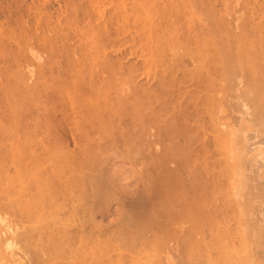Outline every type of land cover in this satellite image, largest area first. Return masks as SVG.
<instances>
[{
	"label": "bare ground",
	"instance_id": "1",
	"mask_svg": "<svg viewBox=\"0 0 264 264\" xmlns=\"http://www.w3.org/2000/svg\"><path fill=\"white\" fill-rule=\"evenodd\" d=\"M116 1L110 0L112 7H108L110 10L108 12H111L108 14V17L104 19V16L100 17V19L102 18L103 20L95 22V24L93 23L94 21L92 23L90 22V25L88 24L89 22H85L86 26L88 24V29L84 27L87 29L85 32L83 31L85 29H82L83 33L82 31L81 33L80 31L78 32L79 38L77 37L76 42L72 43V40L75 39H73L69 33L71 30L68 32L60 28H58L59 30H57L56 35L46 36L44 33L41 39L33 37L34 34H31L33 38L31 35L30 37L34 39V45H32L31 42L25 43L24 41L25 45H21L23 48L18 46L19 49H17V53H10L8 57L5 55L6 59L4 58V61L0 63V154H2L0 155V186H3L2 188L0 187V209L2 210L4 206L2 210L4 212L0 211L5 217L7 214H9L7 218L12 217V220H8L0 214L2 216H0L1 233L6 234V236L3 234V239H5L6 242L3 241V239L1 240L2 236H0V243L3 244V247L7 245L6 248L14 247V249L12 248L11 250V255L14 256L15 250L17 249L16 253H18L20 246H27L29 249V247H32L29 245H33L34 249H31L34 251L36 250L35 253L31 250V252L34 253L33 260L30 258L32 257V255H30L32 253L28 254L25 252L27 250L26 248V250H19V252H22L19 254V257L22 256L20 257L21 260L22 258L28 260V262L22 260V264H24V262L28 264L32 261V264L34 261V264H125L128 263L126 261H129V259L131 260V264L132 262L136 264L134 261H139V257H142L143 260L144 256L142 253L145 256L154 257L156 261L159 260V262H162V255L165 254L163 253L165 248L163 251L162 248L159 249V251H162V255H160V257H162H159V259L156 257L159 251L156 254L154 253L157 248L162 246L163 240L167 238L170 230L169 227L171 228L172 224H170L169 227H162V225H164L165 222L169 225V215H173L174 217L183 212L184 215L183 213L180 215L185 216L189 213L188 211H190V213L194 212L195 217L193 213V215L189 217H193L191 218L193 219L192 224L195 223L196 225L197 222L195 220L197 219L198 225L194 227V224L190 225L191 220L190 223L186 220L185 226H187L188 223V226H190L189 228L191 229L194 227V229L188 230V226L187 229H185L186 227L184 226L185 228L183 230L185 231H182V237H184V239H182L186 243L188 240L190 241L191 236L187 234H189V231L192 233L193 230L194 234H192V236L194 237L192 238L198 235L199 238H195L196 240L194 239V241L196 244H202V242H204V235L201 228L203 221L205 222L206 219H202V221L199 217L207 216V214L203 215V212L208 213L210 208L214 207L213 203H218L217 200L219 196L217 195L221 192L218 189L219 192L216 190L217 187H220V175H218L219 173L216 174L215 160H212L214 164H208L211 162V159L210 161L208 159L217 153H219L217 154L219 155L217 159L219 157H221L219 160L224 159L223 156L228 155V151L225 149L224 152L221 149L226 146L225 143H227V145L231 143V141L228 142V140H226V137H228L226 134L229 133L228 128L230 127L227 128L228 125L223 124L226 123L224 119L222 125L226 126V133L224 130L225 127L220 123L225 116L221 114L222 118L218 115L221 106H223L221 101L226 104L228 102L227 99L236 95L234 97H236L237 101L240 103L239 105L244 106V110H250H241L243 113L249 111L248 114L242 115H247L249 118L251 117L252 119H250L253 123L250 124L246 116L247 123L245 116L244 118H242L243 116L239 117L237 112L238 119H245L244 122H241V120L239 121L244 124L247 123L250 126L249 128L252 126V128L255 129L252 130L256 131L257 135L259 129L260 131L262 129L263 133L264 0H140L141 3L138 1L139 7L137 6V9L134 8L135 6L132 7V9L129 8L131 10L130 13L132 12L130 15L134 17L133 19L129 16L128 9H126L127 7L125 8L123 3L125 0L121 2L119 0V3L118 0ZM134 1L135 0L131 3H134ZM88 7L89 8L86 9L85 6V8L82 7L84 10L81 9L84 15L82 16L83 20L85 19V14L89 16L88 10L93 12L94 9L99 12L98 6L95 8V5L91 1ZM133 8L139 11H134ZM149 8H153L154 15L157 16V18L151 17L153 13L150 15V11L152 10H149ZM78 11L81 12L80 10ZM74 12L76 13V11ZM78 15L81 16V14ZM78 15L76 13V18L74 17L77 20L74 21V18L72 19L75 23L79 21ZM195 15L198 17H195ZM128 17H131L134 22L132 24L133 27L141 23L140 26H137L138 31L136 29L138 35L136 33L137 36L131 34L129 37L123 36L119 38V32L121 34L122 32L124 33L126 27H128V23H132V21L128 22ZM48 22L45 25L47 29L55 27H50L51 24L49 25ZM60 23H62V21ZM64 23H66V21ZM83 26L81 25V28ZM70 28L71 26L69 29ZM78 30L80 29L78 28ZM36 34L38 33L36 32L35 35ZM86 34L92 35L91 41L87 39ZM20 42L22 43V41ZM35 44L37 48H43L42 50L45 49L44 51L49 49L53 52L50 59L47 60V58L50 57L47 56L48 54L46 55L47 58L44 57L47 63L43 60L45 63L43 64L40 59L42 56L40 57V55H38L39 52H37V50V53L33 51ZM1 46H3V44ZM3 56H1L0 59H3ZM34 60L37 61V63ZM31 79H33L32 82L30 81ZM237 88H239L240 91L238 92L237 90L238 93L233 92ZM112 89L116 91L114 92L116 97H113V95L111 96L112 91L109 90ZM49 91L54 93V95L57 96L56 98L61 100L60 102L63 101L66 107H68L66 108L69 112L68 118H70L69 120H71L74 126V135L76 134V136H78V141H75L74 139H76V137L72 136L74 144L77 145L78 148L75 157L74 154L71 155V153L69 154L66 151L62 145L64 143L61 144L60 140H58L59 136L56 135V132H53L50 126V121L47 116V112H49L47 109L48 103L46 104L45 98ZM227 91H232L233 93L230 95V92ZM225 92L229 93L230 97L227 96L225 99ZM101 98H103V100H100ZM232 100L235 101L234 98L231 99V102ZM228 103L230 105L232 104L230 102ZM74 105L83 107V112H80L77 108L75 109L76 106L74 107ZM239 105H234V107L236 108L238 106V108H240ZM62 106L63 109L64 105ZM224 106L226 107V105ZM225 107H223V109ZM240 109H242V107ZM228 110L227 112H229ZM236 111L237 110H235V112ZM235 112L233 111L234 114ZM225 113L226 112H224V115ZM87 115L92 117H90L92 121H90V118L86 120L88 117ZM228 116L229 115H227V117ZM232 116L233 114H231L230 118ZM218 117L221 118L219 119L220 128L224 127V129L219 128V123L217 121ZM233 117H235V115ZM81 118L86 122H90H88L87 125H83L84 123L80 124ZM235 118L234 120L237 121V117ZM206 120L209 126L205 124ZM211 121L214 122L210 127ZM229 124H232V121H230ZM244 124L243 127L245 128L247 124L245 126ZM106 125L108 127H105ZM205 125H207L208 129H206ZM209 127L210 129L212 128V130H209ZM50 130L54 134L50 132ZM206 130L214 134L210 135V137L212 136L211 138L208 136L210 140H212L211 144L209 143V138L205 136L210 132L206 134ZM221 130L226 133L225 137ZM232 130L231 128L230 131ZM252 130L250 129L249 132L245 133H253L254 135V132H251ZM241 131H244V129ZM220 132L223 133V137L220 135ZM232 132H230V134ZM246 134L245 138H248V140L252 138V136L251 138L247 137L248 134ZM220 137L226 138V141ZM254 138H256V140L254 141L253 139V142L257 143L256 141L263 137L258 138L256 136ZM221 139L223 142L225 141V143L222 142L223 146H220ZM235 139L237 138L235 137ZM6 140L8 143H5L7 142ZM244 140L247 141L246 139ZM250 141L252 142V140H249L247 143H249L251 147L258 144L253 143L251 145ZM260 141L263 142V140ZM262 144L263 143H261V145ZM245 145L246 144H244V148ZM249 145L247 144L246 146ZM217 147L223 148L219 149ZM228 147L229 146H227V148ZM211 148L216 149L215 151L213 150V153H215L210 156ZM247 148L250 151L248 152V150H246V152L248 154L250 153V155H252L251 151L253 153L257 149L253 151L252 148ZM120 150L127 152L126 155L128 156V153L132 151L131 155L133 154L132 157L135 159V163L133 159H130V165L134 167H132L133 173L139 175L135 178V181L136 183H143V185L141 184V189L140 186L138 189L131 190L132 192L129 195L126 193L122 194L119 191V193L111 191L112 188L110 189L111 186L109 185L111 180L108 183L104 176L105 174L103 175L105 172L102 173L103 167L100 166L102 161L105 163L107 160H105L104 157L108 155L107 151L112 152V156L115 154L113 156L114 159H119V161L122 160L126 155L121 156L119 153ZM216 150L220 151L216 153ZM220 152L223 153L221 154ZM230 152L231 151H229V153ZM246 152L245 156H247ZM260 153L256 154L264 156V153ZM103 154L104 156L102 157ZM232 155L233 152L231 156ZM257 155H254L255 158L258 157ZM100 157L102 159L104 158V160ZM214 157L215 156H213V158ZM226 157L229 159V155ZM237 157L238 156H235L236 159ZM233 158L234 156H232L231 160L235 161V158ZM259 158L258 163L264 165L261 163L262 161L260 162ZM139 159L141 162H138ZM253 160L252 156L251 162L256 164L257 160L255 162ZM262 160H264L263 157ZM131 161L133 163H131ZM206 161L209 162L207 163ZM222 161H224L225 166ZM222 161L221 167L223 164V168L226 170L229 168L227 165L234 162L232 161L230 163V160H227V164L226 160ZM248 161L250 160L248 159ZM245 163H247V161ZM248 164H245L247 171L245 173L246 175H244L247 178L250 176L249 174L252 173L251 170V173L248 171ZM255 164L254 167L256 166ZM9 165H11V167ZM236 165L238 166L240 164L236 163ZM249 166L252 167V170H255L256 167L257 169L259 168L258 164L255 168H253L251 163ZM245 167L243 170H246ZM233 168H235V166L232 167V169ZM239 168V172L234 169V175L230 174L232 170H227L229 172H226L227 175L225 176H230L229 183H232L237 178H235L237 173L240 175ZM225 169L223 170L224 173ZM129 170L131 171V168ZM11 171H13V173H11L13 175L9 176ZM209 171L211 174H209ZM262 171H264V168ZM4 174H7V176L4 177ZM255 174L256 177L262 175H258V172H255ZM242 175L237 179L242 177ZM231 176L234 179L231 178ZM251 176L254 183L253 181H249L250 183H248L249 185L253 183L256 187L258 179L255 180V175L253 176L251 174ZM228 178L225 177V180ZM245 178L242 177V179L247 182L248 180ZM259 180H262V178ZM262 181V185H264V179ZM236 182L237 181H235V184L233 183L235 186L238 185ZM248 183H246L247 185L244 183L246 185L244 186L247 189L249 187L248 191L250 192H248L247 189L244 190V192L247 191L252 195H250L251 197L249 198L246 196L248 194L247 192L243 194L242 190L244 197L240 193L241 190L235 191L240 187L238 186L235 189L233 184V186H230L231 184L227 186V188L229 187L227 189L228 196L227 193H224L226 194V196H224L226 197V201H228V203L230 201L229 207L231 208L239 207L240 204L237 202L238 200L233 201L234 203L237 202L234 204L229 200V196L232 194L237 195L236 193L239 192L244 200L247 197L245 200L246 204L243 202L244 206H240V208L237 209L240 210L238 211L239 214L242 213L241 209L245 211L242 213L243 215L247 213V210L248 212L253 211L250 209H255V212L256 210L258 211L259 208H253V206L251 208L250 205L251 203L254 204V202H252L253 199L255 200L254 196L264 201V187H259L261 181L260 183L258 182L260 190L252 186V184L249 186ZM221 185H224V183ZM244 186L243 189L245 188ZM210 187H212L213 192L216 191V194L213 195L208 192ZM230 187L235 189L232 194L230 192L232 190ZM253 187L259 190V194L257 190V194H253L255 190ZM207 192L210 193V196L212 195L215 199L217 198V200H212L211 198L213 197L211 196L210 198L209 194L207 195L210 200L207 199L208 197L205 198ZM222 193L223 192H221V194ZM235 195H232V197L234 198ZM240 195H237L235 198L238 199L240 197L239 200H241ZM222 196H220V199ZM233 198L230 199L233 200ZM182 199H184V201L180 202ZM204 199H207L208 203L212 200V206L210 207V204L207 207V200L205 201ZM259 199L256 198L258 203L260 202ZM111 201H114L115 203H113L117 206L115 212L118 213H116L118 219L116 221L110 220L107 224H103V221L95 222L96 215L103 217V215L108 213V208H110L109 203ZM219 202L224 204L223 198ZM228 203L225 205L227 208L219 203L214 208L222 206L223 209L225 208L228 210ZM231 204L238 206L232 207ZM245 205H247V210H244ZM256 205L254 207H256ZM263 205L259 204L258 206L263 207ZM200 206H206L205 211L207 208L209 211L208 209L206 212L204 210L202 211ZM231 208L229 209L231 210ZM213 209H211V211L217 213V209ZM259 210L261 211V214H259L264 215L261 208ZM5 211H7L6 214ZM172 211L173 213H171ZM186 211L187 213H185ZM201 211L202 215L197 216L201 214ZM218 211H220V209ZM215 212H209L211 213L208 214L209 219H211L210 215H216ZM220 212L222 213V209ZM228 213L227 211L225 212V214ZM232 213L235 214L234 210ZM230 214L231 213H229V215ZM233 214H231V216ZM13 215L15 217L14 219ZM246 215L247 214L244 216ZM254 215L260 218L258 213ZM217 216L218 215H216V218ZM234 216L229 218L235 220L237 216ZM248 216H251L250 213H248ZM182 217L181 221H185ZM170 218L172 217H169V220ZM174 218L176 220L177 216ZM190 218L187 217L186 219ZM216 218H212V223ZM224 218H226V216ZM259 218L254 216V218L247 219L246 221H244L245 219H241L242 222L240 223L242 225L238 223V226L234 228L237 231L235 233H233L234 230L231 229L230 232H228V227L227 230H221L224 229L221 227L226 224L228 217L225 219L226 221L224 224H222L224 222L222 219V226L220 224V231H222V234L218 232L219 235L221 234L220 236L217 234L219 237H215L214 234L212 236L216 238L218 242H222L221 244H223V246L220 244L218 247L220 242L218 243L217 241H215V243H218H216L215 247H213L214 244L213 246L210 245L214 243V241H211V243L209 241L208 245L210 246L207 244L205 245H207L206 247H212L210 249H215L216 247L219 249L220 246H222V249L225 251L223 255L225 256L223 257V255L219 254L220 256L217 255L219 258H216V254L222 251L221 248V250L219 249L220 251L215 249L216 252L218 251L217 253H212V251L215 250L211 251L212 254L216 253L214 254L216 257H213L212 254L209 255L210 251H208L209 254L207 256H212L216 261L222 260L223 262V259H225L224 261L227 262V264H229V259L232 258V256L233 258L239 256L237 258L238 262H236V259H231L232 262L234 261L233 263L230 261L232 264H260L264 258V239L263 241L260 240L262 235L261 232L264 231L262 229L264 225H261L264 219ZM177 219H180V216ZM217 220V223L212 225L216 226L219 222ZM174 222L173 229L171 230L176 231L177 229L183 228L181 225L183 226L185 223L179 222L178 225V220ZM231 222L227 221L226 225L233 226ZM259 222H261V224H259ZM206 224H208V222ZM209 224H211V221ZM235 224H237L236 221L234 222V225ZM250 225L251 227L254 226V228H251L253 231L255 229L254 232L249 230ZM204 226L206 227L205 224L203 227ZM241 226H244L245 229L249 227L246 229L248 231H245L244 228L241 229ZM210 227L211 225L209 228ZM217 228H219V224L215 227L216 230ZM202 229L204 230V228ZM181 230L182 229L179 231ZM176 231H174L175 234ZM179 231L178 233H180ZM212 232H210V234ZM207 233L205 234L207 235ZM215 233H217V231ZM236 233L238 234V238L235 239L236 241L238 240L237 243L244 242L246 243L245 245L249 244L250 241L253 242V238L251 237L255 236V251L249 253L248 250V255L243 256V253H245L244 250L247 247H243V244L240 247L244 249L236 247L237 243L235 245V241L233 240V238H235L234 234L236 236ZM177 234L176 236H179L181 233ZM169 235L170 237L174 236L172 234ZM171 238L169 240L167 238L166 240L172 244ZM179 238L180 237H177V239ZM35 239H37V243L34 242V244H32ZM209 239H212V237H209ZM192 241H190L191 244L194 243ZM177 242H173V244ZM152 243H155V246ZM170 243H165V247L168 245L172 247ZM147 245L153 246V254H151L152 251L147 248L149 247ZM205 245H198L197 247L198 249L199 246L204 248ZM239 245L241 244L239 243ZM140 246L142 247L141 249H145L143 247L146 246V252L145 250H143V252L140 251ZM192 247L193 246H190V248ZM197 247H195V249ZM206 247L204 248V255L207 252ZM234 247L238 250L241 249V254H239V251H237V253L233 251ZM167 248L165 249L166 251L169 250V248L168 250ZM1 249L2 246L0 244V250ZM188 249L189 248L186 246L184 250L187 252ZM204 249L201 248L200 252H202V250L204 251ZM126 250L129 251V253H124ZM137 250L142 252L139 253L141 255L136 252ZM148 250V254L150 255H147ZM8 251L7 253H9ZM177 251H179V249ZM196 251L195 253L197 254L195 255L199 256L200 252ZM23 252L24 254L26 253L25 256H23ZM169 252H172V250H169ZM188 252V256L190 255L193 258L197 257L191 254L194 251ZM7 253H0V256L3 255V258L4 254H6L8 257ZM174 253H171V255H174ZM177 253L181 255L180 252ZM231 253L232 256H230ZM171 255L169 254L168 257ZM185 256L181 259L182 262L180 263H184L183 259L185 260ZM207 256H205L206 258L201 257V259H212ZM240 257L242 259L244 257V261ZM154 258H152L153 260L150 259V261L148 260L149 258L147 259L144 257V261L146 259V261H150V264H155L154 262L156 261H154ZM173 258L175 257L172 256L170 259ZM179 258H181V256ZM193 258L192 260L195 261ZM239 258L241 260H239ZM198 259L199 261L201 260L200 258ZM2 260L3 259L0 257V264H7V262H11L9 264H12V261H9V257L4 258V263ZM165 260L166 259L162 262L163 264L166 263ZM187 260H185V264L189 261L190 264L192 261ZM258 260H260V262H258ZM13 261L16 260L13 259ZM199 261L196 260L195 262L202 263ZM159 262L157 264H159ZM178 262L179 261H177V263ZM195 262L193 263L197 264ZM207 262L208 261H205V264ZM210 262L213 264V259L209 261L208 264H211ZM215 262L214 264L217 263ZM222 262L220 263L222 264ZM225 262H223V264H225ZM144 263L149 264L147 262Z\"/></svg>",
	"mask_w": 264,
	"mask_h": 264
},
{
	"label": "rangeland",
	"instance_id": "2",
	"mask_svg": "<svg viewBox=\"0 0 264 264\" xmlns=\"http://www.w3.org/2000/svg\"><path fill=\"white\" fill-rule=\"evenodd\" d=\"M79 1H80L81 3L83 2V3H82L83 5H82ZM90 1L95 5V8H96V6H98V10H99V12L96 11V10H94V9H93V12H91L90 10H88V14H89V16H88L87 14H85V17H84L85 19L83 20V17H82V16H84V15L82 14L81 9L85 8V6H86V9L89 8L88 5H89V2H90ZM114 1H116V0H114ZM121 1H122V0H120V2H121ZM123 1H124V0H123ZM138 1L140 2V0H135L134 3H131V2H133V0H129V1H128V0H125V2H123L124 5H125V8L127 7L126 9H128V12H129L128 14H129V16H131L130 14H132V12L130 13V11H131L130 9H132V7L135 6L134 8L137 9V6L139 5V2H138ZM108 2H109V3H108ZM116 2H117V1H116ZM74 3H75V4H74ZM76 3H78L79 6H78V4H76ZM85 3H86V4H85ZM118 3H119V0H118ZM137 3H138V4H137ZM140 3H141V2H140ZM142 3H143V2H142ZM87 4H88V5H87ZM132 4H133V5H132ZM135 4H136V5H135ZM72 5H73V7H72ZM90 5H91V4H90ZM111 5H112V4L110 3V0H107V1H106V0H76V1H75V0H0V41H2V42H0V57L4 55V56L2 57L3 59H0V63L3 62V61H4V58L6 59V57H8V56L10 55V53H15L16 51L18 52L17 49H19V47L23 48L21 45L24 46L25 43H27V42H31L32 45H34L35 42H33V40H34V39H32L33 37H37V38H40V39H41V38H42V35L44 36V33H45L46 36H53V35H56L57 30H59L58 28L63 29V30L68 31V32L71 30L72 32L70 31L69 33H70V35L72 36V38L75 39V40H72V43L76 42V41H77V37L79 38V33H78V32L80 31V33H81L82 29H85V30H83V31L85 32V31L88 29L87 26H88V24L90 25V22L92 23V22L94 21L93 23L95 24V22H98V21L100 22V21L103 20L105 17H108V14L111 13V12H108V11H110L109 8L112 7ZM128 5H129V6H128ZM131 5H132V6H131ZM76 7H77V8H76ZM82 7H83V8H82ZM108 7H109V8H108ZM138 7H139V6H138ZM129 8H130V9H129ZM134 8H133V9H134ZM77 9L80 10L81 12H79ZM136 9H134V11H137ZM83 10H84V9H83ZM149 10H152V11H150V15H151V13H153V14L151 15V17L157 18V16L154 15L153 8H151V9L149 8ZM74 11H76L77 15H78V14H81V16H80V15H78L79 17L77 16V17L79 18V21H80V22H79V21H76V23L74 22L75 20H77V19H75V18H76V17H75V16H76V13H75ZM138 11H139V10H138ZM138 11H137V12H138ZM72 12H73V13H72ZM97 12H98V13H97ZM102 12H104V13H102ZM100 13H101L102 15H101ZM105 13H106V14H105ZM72 14H73V15H72ZM74 14H75V15H74ZM106 15H107V16H106ZM153 15H154V16H153ZM68 16H69V17H68ZM97 16H99V17H97ZM103 16H104V17H103ZM71 17H72V18H71ZM74 17H75V18H74ZM100 17H103V19H102V18L100 19ZM131 17H132V19L134 18L133 16H131ZM131 17H130V18L128 17V22H129V21H132ZM195 17H198V16L195 15ZM73 18H74V19H73ZM86 18H88V19H86ZM67 19H69V20H67ZM72 19H73L74 21H73ZM93 19H94V20H93ZM95 19H96V20H95ZM129 19H130V20H129ZM90 20H91V21H90ZM46 21H47V22L49 21V22H48L49 25L51 24L50 27H53V26H55V27H53L52 29H51V28H48V29H47V28L45 27V25L47 24ZM61 21H62V23H60ZM65 21H66V23H64ZM70 21H71V22H70ZM72 21H73V23H72ZM69 22H70V23H69ZM85 22H86V23L89 22V23L87 24V26H86ZM68 23H69V24H68ZM71 23H72V24H71ZM133 23H134L133 21H132V23H131V22L128 23V27H126L124 33L122 32V34H121V33L119 32V38H121V37H123V36L129 37L131 34H132L133 36L136 35V33H137V31H138L137 26H140L141 23H140V24L138 23L136 27L134 26L135 28L132 26ZM67 24H68V25H67ZM70 24H71V25H70ZM76 24H77V25H76ZM96 24H97V23H96ZM63 25H65V26H63ZM81 25H82V26L84 25V26L81 28ZM66 26H67V28H66ZM70 26H71V28L69 29ZM75 26H76V28H75ZM79 26H80V27H79ZM84 27H86L87 29L84 28ZM65 28H66V29H65ZM78 28H79L80 30H78ZM133 28H134V29H133ZM55 29H56V30H55ZM73 29H74V30H73ZM136 29H137V31H136ZM83 31H82V33H83ZM36 32L38 33V34H36L37 36L35 35ZM73 32H74V33H73ZM46 33H47V34H46ZM133 33H135V34H133ZM31 34H32V35L34 34V36L32 37ZM95 34H96V33H95ZM26 35H27V37H26ZM30 35H31L32 38L30 37ZM40 35H41V36H40ZM93 35H94V33H93ZM137 35H138V33H137ZM137 35H136V36H137ZM24 36H25L27 39H26ZM38 36H39V37H38ZM86 37H87V39H89V41H91L90 39L92 38V35H88V34H86ZM126 37H124V38H126ZM23 38H24V39H23ZM20 41H22V43H24V41H25V43L22 44ZM3 42H5V43H3ZM19 42H20V43H19ZM2 44H3L4 47L1 46ZM18 46H19V47H18ZM75 46H76V44H75ZM33 47H34V46H33ZM38 47H39V46H38ZM58 48H59V47H58ZM1 49H2V50H1ZM42 49H43V48H42ZM42 49H41V48H37L36 44H35V47H34V49H33L34 52H36V50H37V52H39L38 55H40V57H41V56L43 57V59H42V57L40 58V59H41V62H43V60H45L44 57L47 58V56H50V57L47 58V60H48V59H50V58L52 57V55H53V52H52L51 50H49L48 48H47V49H48L49 51H48V50H47V51H44L45 49H44V50H42ZM7 52H8V54H7ZM17 52H16V53H17ZM37 52H36V53H37ZM2 54H3V55H2ZM47 54H48V55H47ZM49 54H50V55H49ZM5 55H7V56L5 57ZM46 55H47V56H46ZM34 61H35V60H34ZM35 62L37 63V61H35ZM45 62L47 63L46 60H45ZM43 64H45V63L43 62ZM34 76H35V75H34ZM34 78H35V77H34ZM36 78H37V76H36ZM36 78H35V79H36ZM35 79H34V80H35ZM32 80H33V79H31L30 81L32 82ZM36 80H37V79H36ZM49 82H50V81H49ZM49 82H48V83H49ZM234 89H235V88H234ZM113 90H114V89L109 90V91H112V92H111L112 94H111L110 92H108V93H110L111 96L113 95V97H116V95L114 94V92H116V91H113ZM230 90H231V89H230ZM237 90H238V92L240 91L239 88H237L235 91H233V90H232V91L235 92V93H238ZM232 91H231V92H230V91H227V92H230V95H231V93H233ZM227 92L224 93V94H225V95H224L225 99H226L227 96L230 97L229 93H227ZM48 94H49V95H48ZM226 94H228V95H226ZM232 95H233V94H232ZM234 96H236V95H234ZM234 96H233V97L231 96V97L234 98L235 101L232 100V102H231V99H232L231 97H230L231 99H230L229 97H228L229 99H227L228 102L232 103L231 105H230L227 101H225V102H227L226 104H224V102L221 101V102L223 103V106H221V109H220L219 112H218V113H219L218 115H220L221 117H222L221 114H223V116H225L224 118L222 117L223 119H222V122H220V123H221V125H222L223 120L225 119L224 121H226V123H223V124L228 125L227 128L230 127V128H228V131H229L228 134H226L227 131H226V126H225V125H222V126L225 127V129H224V127H222V126H221L222 128H220L219 119H221V118L218 117V119H217V121H218V123H219V128H220V129H224V130L226 131V133H224V131L221 130V131H223L224 134H223L222 132H220V135L222 136V134H223L224 137H225V134H226V136H228V137H226L227 139H226V138H222L223 136L220 137V138H222V139H224V140L226 139V140H228V142L231 141V143H229V144L227 145V143H225L226 140L223 142L222 139H221L220 146H221V145L223 146L222 142L225 143L226 146H225L224 148H223V147H220V148L217 147V148H219V149L223 148V149H221L222 151H224L225 149H227L226 151H228L227 153H228V155H229V159H228V157H226V156H228V155L223 156L224 154L222 155V156L224 157V159L219 160V158H221V157H219V158L217 159V157L219 156V155H217V154H219V153H217V152H219L220 150H218V151L216 150V153H217V154H214L215 152L213 153V150L215 151L216 148H215V149H214V148H211V149H210V150H211V151H210V156H211V154H214V155H212V156L208 159L209 161H210V159H211V162L208 161V162H209V163H208V162L206 161L208 164H210V163H213V162H212L213 159L215 160V161H214V160H213V161H214L215 164H216V165H215V166H216V167H215V171H217V173H216L215 171H213V172H215L216 174L219 173V174H218V175H220V179H219L220 184H219V185H220L221 189H224V190H221L220 187H217V188H216V190L218 189L219 191L223 192V193H222L223 196H222L221 192H219V191L217 190V191L219 192V193L217 192V193L219 194V195H217V196H219V198H218V200H217V198L215 199V197L212 196V195H211V196H212L213 198H211L210 193L214 195V194H216V193H215L216 191L213 192L212 187H210V188L208 189V192H210V193L207 192V193L205 194V196H206L205 198L208 197L207 199H209V200H210V198H211L212 200H214V201L217 200L219 204L222 202V201H221V202H219V201L222 200V198H223V203H224V204L221 203L220 205H224V207H225V205L228 203V201H226V197H224V196H226V194H224V193H227V192H228L227 189H228L229 187L227 188V186H229L230 184H231L230 186H233V185L235 184V181H237L236 184H238V185H236V186L234 185L235 189H236L238 186H239L240 188L235 190L233 187H232V188L230 187V188L233 190V191H232L231 189H229V190H231V191H230L231 194H232V192L234 193V190H235V191H237V190H238V191L241 190V192H240L241 194H242V190H243V194L246 193V192L248 191V189H249L248 186H247L248 189L245 187V186L247 185L246 183H248L249 181H253V179L251 178V177H252L251 174H252L253 176L255 175V177H256L255 172H256V173L258 172V173H259L258 175H260V174H262V175L257 176L258 178H257V177L255 178V180L258 179V180H257V185H256V187H255V185H253L254 181H253V183H251L252 186H254V187L257 188V189H258L259 187H262V188L264 187V185H262V182H263L262 180L264 179V171H262V169L264 168V165H260V164L258 163V158H259V156H260L259 160H260V162L262 161V162H261L262 164H264V163H263L264 160H262V157H263V159H264V156H263V155H257V154H259L260 152L264 153V148H263V147H264V139H263V138H264V130H263V133H262V129H261V131H260V129H259V130H258L259 133H258V135H257L256 131H253V130H255V129H253L252 126H251V128H249L250 126L247 124V123H248V122H247V118L249 119L248 121H250V122H249L250 124L253 123V121L251 120L252 118L250 117V118H251V119H250L249 116H247V115H246V116H247V118H246V116H245V115H242V114H248L250 110L247 109V110H249V111H248V112H245V113L241 112V110L243 111L245 107H244V106H240V105H239L240 103L237 101L236 97H234ZM47 97H48V98H47ZM56 97H57V96H55L54 93H52V92H50V91L46 94V97H45V98H46V104L48 103V105H47V109H48V111H49V112H47V113H48V114H47V116H48V120L50 121V126H51V128L53 129V132H56V135L59 136V137H58V140H60L61 144L64 143V144H62V145L64 146V148L66 149V151H67L69 154L71 153V155L74 154V157H75L78 148H77V145L74 144V141H73V137H72V136H75V137H76V139H74L75 141L78 139V136H76V134L74 135V130H73L74 126L72 125L71 120H69L70 118H68V117H69V116H68V115H69V112H68V109L66 110V108H68V107H66V104H65L63 101L60 102L61 100H59V99L56 98ZM54 98H55V99H54ZM54 100H55V101H54ZM58 100H59V101H58ZM100 100H103V98H101ZM236 101H237V102H236ZM233 102H236V103H233ZM63 103H64V104H63ZM237 103H238V104H237ZM220 104H221V103H220ZM233 104H234L235 106H236V105H239L240 108L242 107V109L238 108V106L235 108ZM62 105H64V108H63V109H62V107H63ZM221 105H222V104H221ZM224 105H226V107H228V108H226ZM227 105H229V106H227ZM232 105H233V106H232ZM58 106H60V107H58ZM61 106H62V107H61ZM75 106H76V107H75ZM49 107H50V109H52V108H53V109L50 110ZM74 107H75V109L77 108L78 110H80V112H83V109H82L83 107H78V105H74ZM223 107H225V108L223 109ZM55 108H56V109H55ZM237 108H238V109H237ZM61 109H62V110H61ZM228 109H230V110L232 109V110L230 111V110H228ZM221 110H222V112H221ZM227 110H228L229 112H227ZM235 110H237V111L235 112ZM239 110H240V111H239ZM247 110L245 109L244 111H247ZM233 111L235 112V114L233 113ZM50 112H51V113H50ZM224 112H226L227 115H229V116L227 117L226 113H225V115H224ZM237 112H238V113H237ZM240 112H241V113H240ZM52 113H53V114H52ZM78 113H79V112H78ZM228 113H229V114H228ZM230 113L233 114V116L235 115V117H237V121L241 120V122H244V120L246 119V122H247V123L244 124V123H241L240 121L237 122L236 120H234V119H236V118L233 117V116H232L233 119H232V117L230 118V116H231ZM236 113L239 115V117H240V116H241V117L243 116L242 118H244V116H245V119H243V120H242V119H238L239 117H238V115H237ZM51 114H52V115H51ZM236 115H237V116H236ZM87 116H88V115H87ZM87 116H86V117H87ZM90 117H91V116H88V117L86 118V120H87V119L89 120ZM91 118H92V117H91ZM91 118H90V119H91ZM229 118H230V119H229ZM231 119H232V120H231ZM229 120L232 121V124H229V123H230ZM233 120H234V122H233ZM81 121H82V122H81ZM83 121H84V119L82 120V118H81V119H80V124H83V123H84L83 125H87V123L90 122V121H92V119H91L90 121H88V122H86V121L83 122ZM220 121H221V120H220ZM251 121H252V122H251ZM85 122H86V124H85ZM206 122H207V120H206ZM206 122H205V124H208V122H207V123H206ZM213 122H214V121H213ZM213 122L211 121L210 127H211V125L213 124ZM236 122H237V123H236ZM209 123H210V121H209ZM227 123H228V124H227ZM235 123H236V125H235ZM233 124H234V125H233ZM238 124H239V125H238ZM243 124H244V126L247 124L246 127H245L246 130H245V128L243 127ZM107 125H108V124H107ZM107 125H106L105 127H108V126H109V125H108V126H107ZM241 125H242V126H241ZM208 126H209V124H208ZM238 126H239V127H238ZM240 126H241V127H240ZM247 126H248V127H247ZM205 127H206V129H208V128H207V125H205ZM210 127H209V130H212V128L210 129ZM242 127H243V128H242ZM231 128L233 129V130H232L233 132L230 131ZM235 128H236V129H235ZM239 128H240V129H239ZM241 128H242V129H241ZM49 129H50V127H49ZM52 129H51V130H52ZM243 129H244V131H241V130H243ZM247 129H248V130H247ZM250 129H251V130L253 129L251 132H254V135H255V136L253 135V133H252V134H251V133H247L248 135L251 134L250 136H248V135L245 133V132H249ZM51 130H50V132H52ZM209 130H206V134H207V132H208V133L210 132ZM234 131H236V132H234ZM53 132H52V133H53ZM230 132H232V133L230 134ZM8 133H9V132H8ZM57 133H58V134H57ZM210 133H211V132H210ZM210 133L207 134V135H205V136H207V137L209 136V137H210V135L213 134V133H211V134H210ZM238 133H239V134H238ZM261 133H262V134H261ZM6 134H7V133H6ZM53 134H54V133H53ZM232 134H233V135H232ZM235 134H237V135H235ZM245 134L247 135V137H250V138H251V136H252V138L249 139V140H252V142L250 141V142H251V143H250L251 145H252L253 143H255V142H253V139H254V141L256 140V138H254V137L257 136L258 138H260V137H263V138H261V139H258V138H257V139L259 140V142H258V140H257L256 142H257L259 145H258L257 143H255V144H257V145H256V146L253 145V146L251 147V146L249 145V143H247V141H249V140H248V138H245V137H246ZM9 135L11 136L10 133H9ZM213 135H214V134H213ZM230 135H231V137H230ZM234 135H235V137H236L237 139H235ZM241 135H242V136H241ZM259 136H260V137H259ZM209 137H208V138H209ZM211 137H212V136H211ZM211 137H210V138H211ZM232 137H233V138H232ZM210 138H209V140H210ZM228 138H230V139H228ZM244 139H246L247 141H245ZM62 140H63V141H62ZM207 140H208V139H207ZM243 140H244V141H243ZM260 140H263V142L260 141ZM0 141H1V140H0ZM6 141H7V140H6ZM77 141H78V140H77ZM211 141H212V140H210V142H209L210 144H211ZM3 142H4V140H3ZM3 142H2V143H3ZM241 142H242V143H241ZM244 142H245V143H244ZM260 142L263 143V144L261 145ZM5 143H8V141L5 142ZM234 143H235V144H234ZM236 143H238V144H236ZM225 144H224V145H225ZM230 144H231L232 146H231ZM233 144H234V146H233ZM244 144H246V145L248 144L249 146H246V145H245V148H244ZM237 145H238V146H237ZM227 146H229V147H228L229 150H228ZM230 146H231V147H230ZM257 146H258V147H257ZM247 147L252 148L253 151H254V149H256V148H257L258 150L256 149L253 153H252V151H251V154H252V155H250V153L248 154V153L246 152V150H248ZM260 147H261V148H260ZM230 148H231V149H230ZM239 148H240L241 150H240ZM243 148H244L245 150H244ZM246 148H247V149H246ZM234 149H236V150H234ZM237 150H238V151H237ZM259 150H260V152H259ZM229 151H231V152L229 153ZM243 151H244V154H243ZM249 151H250V150H248V152H249ZM74 152H75V153H74ZM122 152H123L122 150L119 151V153L121 154V156H122V155L124 156V155L127 154V152H125V151H124L125 154H124V152H123V153H122ZM211 152H212V153H211ZM224 152H225V151H224ZM232 152H233V155H232V156H234V158H235V156H238L237 159L235 158V161H234V160H231V158H232V156H231ZM234 152H235V155H234ZM237 152H238V153H237ZM239 152H241V153H239ZM245 152H246V155H247V156H245ZM1 153H2V152H1ZM107 153H108V155L111 154V155H109V156H111V157H109L108 155L104 156V154H103L102 157L104 156V157H105V160H106V159H107V160L105 161V163H104V161H102L103 163L101 162V165H100V166L103 167L102 173L105 172V173H103V175L105 174L104 176L106 177L108 183H109L110 180H111V183H109V185L111 186L110 189H111V188L113 189V190L111 189V191H113V192H115V193H119V192H120V193H122V194H125V193H126V194L129 195L133 190L138 189L140 186H141V187H140V189H141L143 183H142V182H141V183H140V182H137V183H136L135 178H137V176H139V175H136V174L133 173L132 169H133L134 167L130 165V159H131V160L133 159V157H132L133 154L131 155L132 151H130V153H128L129 156L126 155V156L123 157L122 160H120V161H119V159H116V158L114 159L113 156H114L115 154L112 156V154H113L112 152L107 151ZM220 153H221V152H220ZM222 153H223V152H222ZM222 153H221V154H222ZM256 153H257V154H256ZM221 154H220V155H221ZM239 154H240V159H239ZM260 154H261V153H260ZM0 155H2V154H0ZM130 155H131V158H130ZM241 155H242L243 158L241 157ZM254 155H257L258 157L255 158ZM127 156H128L129 158H128ZM213 156H215V157L213 158ZM244 156H245V157H244ZM252 156H253V159H254L253 161H254V162L257 160V163H256V164L254 163V164H255L256 166H257V164L259 165V166H258V167H259L258 169H257V167L255 166V167H256V169H255L256 171H255L254 169L252 170V167L249 166L250 163H251V165L253 166V168H255L253 162H251V158H252ZM0 157H1V156H0ZM112 157H113V159H112ZM225 157H226V158H225ZM100 158H101V157H100ZM234 158H233V159H234ZM241 158H242V159H241ZM101 159H102V158H101ZM248 159H249L250 161H248ZM102 160H104V158H103ZM134 160H135V159H133V161H134ZM216 160H217V161H216ZM222 160H226V163H227V164H228V161H229V160H230V163H231L232 161L235 162V164H234V162L231 163L232 165L230 164L231 167H230V165H227V166H229V168H231V169H229V168L226 167L227 170H229V171L232 170V173L230 172V174H233V175L235 174V173H234V172H235L234 169H236L237 172H239V171H238V168L240 167V168H239V169H240V175H239V173H237V175H235V178H236V177L238 178V177L241 176L242 174H243V175H242L243 178L246 177V176H244V175H246L245 173H246V171H247V169H246V167H245V164H248V163L250 162V163L248 164L247 168H248V171H250V170L252 171V173H251V171H250L251 174H249L251 177L247 175L248 178H247V177H246L247 179L245 178L246 180H248L247 182H245L244 179H242V177H240L239 179L236 178L237 180L235 179L232 183H229V182H230V181H229L230 176H229V175H228V176H225V175H227L226 172L228 173L229 171H227L225 168H223L224 161H222ZM227 160H228V161H227ZM242 160H243V161H242ZM118 161H119V162H118ZM221 161L223 162L222 167H221V163H222ZM239 161H241V162H239ZM246 161H247V163H245ZM138 162H141L140 159L138 160ZM238 162H239V163H238ZM131 163H133V162L131 161ZM134 163H135V161H134ZM236 163H237V164H240V165L237 166ZM241 163H242V164H241ZM103 164H104V165H103ZM213 164H214V163H213ZM213 164H211V165H213ZM233 164H234L235 168L232 169V167H234ZM243 164H244V166H243ZM116 165H117V166H116ZM9 166L11 167V165H9ZM114 166H115V167H114ZM140 166H141V165H140ZM213 166H214V165H213ZM224 166H225V164H224ZM236 166H237L238 168H237ZM262 166H263V167H262ZM132 167H133V168H132ZM244 167H245L246 170H243ZM261 167H262V169H261ZM130 168H131V171H132V172L129 170ZM217 168H218V170H217ZM222 168H223V169H222ZM224 169H225V173H224V171H223ZM260 169H261V171H260ZM104 170H105V171H104ZM241 170H242V171H241ZM222 171H223V172H222ZM259 171H260V172H259ZM253 172H254V174H253ZM11 173H13V171H11L10 174L8 173L9 176H10V175H13V174H11ZM222 173H223V174H222ZM248 173H249V172H248ZM209 174H211L210 171H209ZM233 175H232V176H233ZM238 175H239V176H238ZM3 176L5 177V176H7V174H4ZM109 176H111V177H109ZM132 176H133V177H132ZM232 176H231V178H233ZM4 177H2V178H4ZM225 177H226V178L229 177V178H228L227 180H225ZM259 177H260V178H259ZM108 178H109V179H108ZM140 178H141V176H140ZM223 178H224V179H223ZM261 178H262V180H259V179H261ZM233 179H234V178H233ZM233 179H231V180H233ZM2 180H4V179H2ZM131 181H132V182H131ZM224 181H227L228 183H227V182H224ZM240 181H241V182H240ZM260 181H261V183H260ZM255 182H256V181H255ZM258 182L260 183V186L258 185ZM139 183H140V184H139ZM222 183H224V185H225L226 187H225L224 185H221ZM226 183H227V184H226ZM233 183H234V184H233ZM244 183H245L246 185H245ZM249 183H250V182H249ZM249 183H248V185H249ZM125 184H126V186H125ZM128 184H129V185H128ZM137 184H138V185H137ZM141 184H142V185H141ZM232 184H233V185H232ZM251 184H250L249 186H251ZM263 184H264V183H263ZM127 185H128V187H127ZM244 185H245V186H244ZM119 186H120V187H119ZM122 186H123V187H122ZM243 186L245 187L244 189H243ZM258 186H259V187H258ZM0 187L2 188L3 186H0ZM254 187H253V188H254ZM123 188H124V189H123ZM213 188H214V187H213ZM241 188H242V189H241ZM251 188H252V187H251ZM255 188H254V189H255ZM246 189H247V191L244 192V190H246ZM257 189L254 190V193H253L254 195L257 194V193H256V190H257ZM128 190H129V191H128ZM131 190H132V191H131ZM209 190H210V191H209ZM211 190H212V191H211ZM259 190H260V188H259ZM259 190H257L258 194H259ZM118 191H119V192H118ZM252 191H253V190H252ZM230 192H229V193H230ZM248 192H250V191H248ZM248 192H247V193H248ZM238 193H239V192H238ZM238 193H236V194H237V195H240V193H239V194H238ZM207 194H209L210 198H209V196H208ZM243 194H242V195H243ZM248 194H249V195H248ZM248 194L246 195L248 198L252 196L250 193H248ZM229 195H230V194H229ZM232 195H235V194H232ZM232 195L229 196V197H230V198H233ZM237 195H235V197H237ZM242 195H240V196H241V200H239L240 197H239L238 199H236V198L234 197L235 199L233 198V200L229 198V200H231L232 202L238 200L237 202H239V204H240L239 207H236V208H235V207H233V206H238V205H232V204L234 203V202H233V203L231 204V206H232L233 208H231V207H229V205H230V204H229L230 201H229V203H228V207L231 208V210H230L229 208H228V210L225 209V208H227V206H226L224 209H223L222 206H219V207L217 206L216 208H214V207L218 204L217 202H216L217 204H214V203L212 202V200H211V201H209V203H208V200H207V199H204L205 201L207 200V201H206L207 203L205 202L206 205H207V207H208L211 203H213V206H214L213 208H214L215 210L217 209V213H216L215 211H211V209H213V208H210V211H209V209L207 208L208 211H209V212H212V213L215 212V214L218 215V216H217V218H216V215H213V214H212V215H210V218H211V219H209L208 214H211V213H209V212H208V213H204V212H203V215L207 214V216L199 217V218H201V220H202V219H203V220L206 219L207 222H208V224H206V223H207L206 220H205L206 223L202 220V221H203L202 228H204V230L201 228V230H202V232H203V235H204V236H203V239H204L203 241H204V242H202V244H201V243H200V244H196V242L194 241L195 238H196V239L199 238L198 235H196L195 238H192V237H194V236H192V234H194V231H193V230H192V233H190L191 231H189V234H187V235L191 236V240H190V241L193 240L192 242H194L195 244H194V243L191 244V242H190L189 240H188V242H190V243H188V242L186 243V242L183 240L184 237H182V236H183V235H182V231H185V230H183L185 227H186L185 229H187V226H188V223H190V220H191V224H190V225H193V224H194V225H195L194 227H196V226L198 225V221H197L196 218H195L196 220H195V219H194V220L197 222V225H196L195 223L192 224L193 219H191V218H193V217H192V216H191V218L189 217L190 215H193L194 212H191V213H190V211H188V212L190 213V214H189V213H187V211H186L185 213H187L188 216H187V215L183 216L184 213L182 212V213H183V215H182L183 217L180 215V214H182V213L176 215L177 218H179V216H180V219H177V218H176V220H178V225H179V222H181V223H184V222H185V223L183 224V226L181 225V227H183V228H180V229H182L181 231H179L180 229H179V230L177 229V231H176V230H171V229H173V223H175L174 221H176L175 218H174V217H176V216L173 217V215H169V216H168V222H169V223L167 222L169 225H167L166 222H165L166 225L164 224V225H162V227H164V226L169 227L170 224H172V225H171V228L169 227V229H170V230H169V234L174 235V236H171V237L173 238V240H172V238L170 237L169 234H168L167 238H168V240L171 238L172 244H173V242H177V241H179V242H177V243H175V244L172 245L168 240H166V239H167V238H166V239H165L166 241H165V240H163V241H164L165 243H170L172 247H170L169 245H168L169 247H168V246L165 247V245H164L165 243L163 242V244H162L163 247L161 246V247L157 248V249L155 250L156 252H155L154 254H156V253L159 251L160 248H162V251H163V249H164V248L166 249L167 247L169 248V250H172V252H169V250H168V248H167L168 251H166L165 249H164L165 252L163 251V253H165V254L162 255V251H159V254L157 253V256H156V257L159 259L160 255H162V256H163V258H162L163 261H162L161 259H160V260H161L162 262H164V259H166V260H165L166 263H164V264H178V263L182 262L181 259L184 258L185 255L188 257V258H187V257L185 256V260H187V259L192 260L193 257L190 256V255L188 256V254H187L188 250H189L188 253H190L191 251H192V252L194 251V252L191 253V254H192L193 256H197V255H195V254H197V253H195V251L198 249V247H197L198 245H202V246H204L205 244L208 245V244H209V241H210V243H211V241H212V242L214 241V243H212V244H210V245L213 246V244H214L213 247L216 246V243H217L218 241L216 240V238H214V237L212 236L213 234H214L215 237H216V236L219 237V236L222 234V231H223V230H227V227L229 228V231H228V232H230V229H231V230H234L233 233H235V232H237V231H236L234 228L237 227V226H238V223L242 222V220L245 219L244 221H246L247 219H252V218H254V216L257 217V218H259L258 216L254 215L255 213H256V214L258 213V215L260 216V218H263V219H264V217H263L264 215H260V214H261V211L259 210L260 208H261V210L264 208V205H263V204H264V201H262V199L260 200V199H259L258 197H256V196H254V197H255V200H256V198H257V199H259L260 202H262V203H260V202L258 203L257 200H256V203H255V200L253 199L252 202H254V204L251 203L250 205H251V208H252V206H253V208H257V209L259 208L258 211L256 210V212H255V209H250V210H253V211H254V214H253V211H252V212H251V211L248 212V210L246 209V208H247V207H246L247 205H245V209H244V207H243V209H244V210H247V213H244V215H245V214H247V215L244 216V215L242 214L243 212H245V211H243L242 209H241V212H242V213L239 214L238 211H240V210H237V209L240 208V206H241V207L244 206V203L246 202L245 200L247 199V197H246L245 200H244V198L242 197ZM250 195H251V196H250ZM215 196H216V195H215ZM220 196H222L221 199H220ZM227 196H228V193H227ZM243 196H244V195H243ZM9 197H10V196H9ZM9 197H8V198H9ZM203 197H204V196H203ZM244 197H245V196H244ZM10 198H11V197H10ZM242 198H243L244 201L242 200ZM224 199H225V201H226L227 203L224 201ZM227 199H228V198H227ZM204 200H203V202H204ZM183 201H184V199H182L180 202H183ZM4 202H6V201H4ZM113 202H114V201H111V202L109 203V207H110V208L107 207V208H108V213H106L105 215H103V217H101L100 215H98V216L96 215V217H95V222H96V221H97V222H102V221H103V222H102L103 224H107L110 220H111V221H116V220L118 219V215H117L118 213L115 212L117 206L114 204L115 202H114V203H113ZM237 202H235V203H237ZM240 202H242V203L244 202V203L242 204V203H240ZM235 203H234V204H235ZM245 204H246V203H245ZM256 204H258V205H259V204H262L263 207H259V206L256 205ZM114 205H115V206H114ZM255 205H256V207H254ZM211 206H212V204L210 205V207H211ZM257 206H258V207H257ZM260 206H261V205H260ZM3 207H4V206H3ZM3 207H2V210H3ZM200 207H201V206H200ZM220 207H221V208H220ZM114 208H115V209H114ZM171 208H172V207H171ZM205 208H206V206H205V207L202 206L200 209H202V211H203V210L205 211ZM248 208H249V207H248ZM4 209H7V208H4ZM109 209H110V210H109ZM207 209H206V211H207ZM214 209H213V210H214ZM219 209H220V211H221V209H222V213H221L220 211H218ZM235 209L237 210L238 213L236 212ZM0 210H1V209H0ZM2 210H1V211H2ZM173 210H175V209H173ZM233 210H234V213H235V214L232 213ZM263 210H264V209H263ZM263 210H262V213L264 214V211H263ZM1 211H0V214H1L2 212H4V211H2V212H1ZM202 211H201V214H200V215H197V216H201V215H202ZM206 211H205V212H206ZM224 211H225V212L227 211V213L230 211L229 213L233 214L232 216L235 215V216H237V217L234 216V217H235V220H234V219L232 220V218H229V217H232L231 214H230V215H229V213H228V214H225ZM231 211H232V212H231ZM174 212H175V211H174ZM219 212H220V213H219ZM223 212H224V213H223ZM6 213H7V211H5V214H6ZM8 213H9V212H8ZM116 213H117V214H116ZM171 213H173V211H172ZM192 213H193V214H192ZM236 213H237V214H236ZM248 213H250V215H251L250 217L248 216ZM251 213H252V214H251ZM259 213H260V214H259ZM224 214H225V215H224ZM1 215H2V214H1ZM1 215H0V216H1ZM8 215H9V214H7L6 217H5V215L3 214L2 216L5 217V218L8 219V220H12V217H10L11 219H10L9 217L7 218ZM10 215L12 216L11 213H10ZM114 215H115V216H114ZM219 215H220V216H219ZM222 215H223V218H222ZM227 215H229V216H227ZM239 215H240L242 218H241ZM2 216H1V217H2ZM193 216L195 217V214H194ZM225 216H226V218L228 217V220H227V221H230V222H231V220H232L231 223H233V226H234V227H233L232 225H226V224H227V221L225 220L226 218H224ZM261 216H262V217H261ZM169 217H172V218H174V219L170 218V220H169ZM181 217L185 219V221L183 220L184 222L181 221ZM187 217L190 218V219H186ZM218 217H219V218H218ZM245 217H247V218H245ZM248 217H249V218H248ZM14 218H15V217H14V215H13V219H14ZM212 218H213V219L216 218V220L218 219L217 221L220 222V223L218 222V224H219V228H217V230L215 229V227H216L218 224H217L216 226L212 225V224H214V223H217L216 220H214V222L212 223V221H213ZM220 218H222V219L224 220L223 223H222L223 220L220 219ZM236 218H237V220H236ZM238 218H240V219H238ZM260 218H259V219H260ZM208 219H209V220H208ZM229 219H230V220H229ZM241 219H242V220H241ZM171 220H172V221H171ZM173 220H174V221H173ZM179 220H180V221H179ZM186 220H187V222H188V223H187V226H185V224H186ZM239 220H241V221H239ZM261 220H262V219H261ZM195 221H194V222H195ZM199 221H200V219H199ZM210 221H211V224H209ZM225 221H226V224H224ZM233 221H234V222L236 221L237 224L234 225V222H233ZM238 221H239V222H238ZM258 221H260V220H258ZM258 221H257V222H258ZM170 222H171V223H170ZM221 223L224 224V225H226V226H224V225L222 226ZM231 223H229V224H231ZM26 224H27V223H26ZM176 224H177V222H176ZM204 224L206 225V227H205V226L203 227ZM220 224H221V226H222L221 228H224V229H221L222 231H220ZM240 224H241V223H240ZM259 224H261V222H259ZM27 225H29V224H27ZM27 225H26V226H27ZM208 225H209V226L211 225V227L209 228ZM241 225H242V224H241ZM261 225H264V220H263V222H262ZM184 226H185V227H184ZM229 226H230V227H229ZM259 226H260V225H259ZM259 226H258V228H259ZM27 227H28V226H27ZM166 227H165V228H166ZM189 227H190V226H188V230L190 229ZM191 227H192V226H191ZM194 227H192V228L194 229ZM225 227H226V228H225ZM249 227H250L249 230H251V228H254V226L251 227V225H250ZM249 227H246V229L249 228ZM158 228H159V227H158ZM192 228H191V229H192ZM205 228H206V229H205ZM211 228H212V229H211ZM232 228H233V229H232ZM243 228H244V226H241V229H243ZM166 229H168V228H166ZM191 229H190V230H191ZM209 229H210L211 231H210ZM214 229H215V231H214ZM218 229H219V231H218ZM244 229H245V228H244ZM246 229H245V231H248V230H246ZM262 229L264 230V227H263ZM157 230H158V229H157ZM170 231H171L172 233H171ZM174 231H176V234H177L178 231H179L181 234H180V233H178V234H180L181 236H180V235H179V236H176V234L174 233ZM186 231H187V230H186ZM208 231H210V232L213 231V232L210 234V232L207 233ZM216 231H217V233H215ZM251 231H253V230H251ZM254 231H255V229H254ZM254 231H253V232H254ZM2 232H3V231H2ZM158 232H160V231H158ZM218 232H219V233L221 232V234L219 235ZM253 232H252V233H253ZM205 233H207V235H206ZM231 233H232V231H231ZM3 234L6 236L5 233H1V228H0V236H2L1 240L3 239ZM178 234H177V235H178ZM217 234H218L219 236H218ZM261 234H262V235H261V237H260V240L263 241V239H264V238H263V236H264V231H262ZM210 235H211V236H210ZM175 236H176V237H175ZM205 236H206L208 239H207ZM208 236H209L210 238L212 237V239H209ZM237 236H238L237 233H236V236H235V234H234V237H235V238H233V240L235 241V245H236V243L238 242V240H237V241L235 240V239L238 238ZM177 237H180V238L177 239ZM204 237H205V238H204ZM254 237H255V236L251 237V238H253V239H252L253 242H252V241H250V243L247 242V243H249V244H251V242H252L251 245H249V244L245 245L246 243H244V242H242V243L239 242L241 245H239V243H237V245H236L237 248L240 247V246H242V244L244 245L243 247L246 246L247 248H249V249H247V248L245 247V248H246V249L244 250L245 253H243V250H242V253L244 254L243 256H247V255H248V250H249V253H251L252 251H255V250H254V246H255L254 243H255V240H256V239H255ZM174 238H175V241H174ZM182 238H183V239H182ZM213 238H214V240H213ZM180 239H181L182 241H181ZM196 239H195V240H196ZM205 239L207 240V243H206V240H205ZM217 239H218V238H217ZM1 240H0V241H1ZM3 241H5V239H3ZM3 241H2V242H3ZM36 241H37V239H35V241H33L32 244H34V242L37 243ZM183 241H184L185 244L183 243ZM215 241H217V242L215 243ZM5 242H6V241H5ZM5 242H3V243H5ZM180 242H182V243H180ZM219 242H220V241H219ZM219 242H218V243H219ZM38 243H39V242H38ZM203 243H204V244H203ZM218 243H217V244H218ZM221 243H222V242H220V243L218 244V247H219V245H220ZM0 244H1V246H2V249H4V250L1 249L0 251H3L4 253H7V251L9 250V251H8L9 253H7V254H8V257H9V261L11 260V261H12V264H22V263H23L22 260L28 262V260H27V259L25 260V258H24V259L22 258V260H21L20 257H22V256L19 257V254H20V252H21V251L19 252L20 249H23V250H26V249H27L25 252L28 253V254L32 253V252H31V250H32L31 248L34 249L33 245H29V246H32L31 248L28 246L29 249L27 248V246H26V247H25V246H24V247L22 246L23 248L20 246V247H19L20 249L18 248V249H19V250H18V253H16V252H17V249L15 250V256H16V254H17V256L15 257L14 255H11V250H12V248L14 249V247H10V248L7 247V248H6L7 245H4L5 247H3V244H2V243H0ZM5 244H6V243H5ZM152 244H153V243H152ZM154 244H155V243H154ZM154 244H153V245H154ZM182 244H183V248H182ZM187 244H189V245H187ZM158 245H159V244H158ZM166 245H167V244H166ZM178 245H179L180 247H179ZM207 245H205V247H206ZM210 245H208V246H210ZM221 245L223 246V244H221ZM147 246L151 247V248H149V247H147V248H148L149 250L151 249V251H152V247H153V246H150V245H147ZM154 246H155V245H154ZM173 246H174V248H173ZM186 246H187V248H189V249L187 250V252L184 250V249L186 248ZM190 246H193V247L190 248ZM194 246L197 247V248L195 249ZM222 246H220L221 249L223 248ZM175 247H176V248H175ZM200 247H201V246H199V249L197 250V251H199V252L201 251V248H202V249L205 248V247H204V248H203V247L200 248ZM218 247H216L215 249L218 250V251H220L221 249H220V248H219L220 250L217 249ZM236 247L233 248V249H234L233 251H235L236 253H237V251H239V252H240L239 254H241V251H240V250H241L243 247H240V248H241V249L239 248L240 250H238ZM8 248H9V249H8ZM25 248H26V249H25ZM141 248H142L141 246H140V249H139V247H138V249H139L140 251L143 252V250H145V252H146V246L143 247V248H145V249H141ZM170 248H171V249H170ZM172 248H173V249H172ZM177 248L179 249V251H177V250H178ZM181 248H182V249H181ZM210 248H212V247H206L207 252H206L205 255L203 254V252L205 253V249H204V251L202 250V252H200L199 256H197V257H195V258H193V259H195V261H196V260L199 261L198 258H200V259H201V257L206 258L205 256H207V255L209 254L208 251H210V254H209V255H211L213 252H216L215 249H210ZM235 248H236V250H235ZM174 249H175V250H174ZM180 249H181L182 252L180 251ZM190 249H191V251H190ZM194 249H195V250H194ZM208 249H210V250H208ZM224 249H225V248H224ZM243 249H244V248H243ZM23 250H22V251H23ZM149 250L147 251V255H150V254H148V253H149ZM212 250H215V251H212ZM28 251H29V252H28ZM32 251L35 253L36 250H35V251L32 250ZM140 251L137 250L136 252H138V254H139V253H142V252H140ZM151 251H150V252H151ZM183 251L185 252V254H184ZM197 251H196V252H197ZM211 251H212V253H211ZM218 251H217V252H218ZM246 251H247V252H246ZM3 252H0V253H3ZM167 252H168V253H167ZM174 252H175V253H174ZM177 252H180L181 255H179V253H177ZM217 252H216V253H217ZM21 253H22V252H21ZM26 253L24 254V252H23V254H24L23 256H25ZM34 253L30 254V255H32V257H30L32 260H33V255H34ZM124 253H129V251L126 250ZM160 253H161V254H160ZM171 253H172V254L174 253V255H171ZM216 253H214V254H216ZM224 253H225V251L222 249V251H220V253L218 252V253L216 254V256L219 255V254L223 255ZM151 254H153V251L151 252ZM169 254H170L171 256L168 257ZM183 254H184V255H183ZM201 254H203V255H201ZM214 254H212L213 257H216V256H214ZM233 254H234V253H233ZM239 254H236V255H239ZM21 255H22V254H21ZM139 255H141V254H139ZM139 255H138V257H139ZM142 255H143L144 257H146L147 259L149 258L148 260L154 258V257L151 258V257L145 256L143 253H142ZM158 255H159V256H158ZM166 255H167V256H166ZM182 255H183V257H182ZM2 256H3V255H1L0 257H1V259H3V260H2L3 263H4L5 260L8 261L7 259L4 260V258H8L6 254H4V257H3V258H2ZM5 256H6V257H5ZM28 256H29V255H28ZM28 256H27V257H28ZM162 256H161V257H162ZM164 256L167 257V258H165ZM172 256L175 257V258L170 259V258H172ZM176 256H177V258H176ZM180 256H181V258H179ZM219 256H220V255H219ZM224 256H225V255H223V257H224ZM230 256H232V253L230 254ZM234 256H235V255H234ZM144 257H143V260H142V257H141V258L139 257L140 260H139V261H134V262H136V264H146V263H144V262L149 263V262L151 261V260H150V261H146V259H145V261H144ZM161 257H160V258H161ZM207 257L212 258L214 262L216 261L215 258H213L212 256H207ZM221 257H222V256H221ZM235 257H236V256H235ZM238 257H239V256H237V258H238ZM136 258H137V257H136ZM178 258H179V259H178ZM196 258H197V259H196ZM203 258H202V259H203ZM216 258L218 259L219 257L217 256ZM232 258H233V256H232ZM232 258L229 259L231 262H232V260H231ZM237 258H233V260L236 259V262H238V259H237ZM240 258H241V257H240ZM240 258H239V260L242 259V258H241V259H240ZM13 259H15L16 261H13ZM31 259H30V260H31ZM158 259H157V260H158ZM202 259H201V260H202ZM212 259H211V260H212ZM220 259H221V258H220ZM222 259H223V258H222ZM243 259H244V257H243ZM243 259H242V260H243ZM30 260H29V262H30ZM32 260H31V261H32ZM152 260H153V259H152ZM180 260H181V261H180ZM185 260L183 259L184 263H180V264H185ZM189 260H187V261H189ZM201 260H200L199 262H202V263H204V264H205V261H208L206 264H208L209 261H211V260H208V258L205 259V260L203 259L204 262H203V260H202V261H201ZM224 260H225V259H223V262H225ZM130 261H131V260L129 259V261H126V262L130 263ZM154 261H156L155 258H154ZM177 261H179V262L177 263ZM192 261L195 262L194 260H192ZM192 261H191V263H193ZM217 261H218V260H217ZM217 261H216V262H217ZM230 261H229V264H232V263L234 262V261H233V262L231 263ZM243 261H244V260H243ZM2 262H1V263H2ZM32 262H33V261H32ZM32 262H31V263H28V264H32ZM152 262H153V261H152ZM158 262H159V260L156 261V262H154V263L157 264ZM162 262H159V264L162 263ZM189 262H190V261H189ZM189 262H186V264H189ZM214 262H213V264H214ZM216 262H215V263H216ZM220 262H222V260L218 261L216 264H218V263L221 264ZM223 262H222V264H223ZM236 262H235V263H236ZM258 262H260V260H258ZM258 262H257V263H258ZM9 263H11V262H7V264H9ZM34 263H35V261H34ZM34 263H33V264H34ZM128 263H125V264H128ZM191 263H190V264H191ZM195 263H197V264H202V263H198V262H195ZM210 263L212 264V262H210ZM24 264H27V263L24 262ZM130 264H131V263H130ZM132 264H134V263L132 262ZM149 264H150V263H149ZM162 264H163V263H162ZM193 264H194V263H193ZM225 264H227V262H225ZM236 264H237V263H236ZM260 264H264V258L262 259V262H260Z\"/></svg>",
	"mask_w": 264,
	"mask_h": 264
}]
</instances>
